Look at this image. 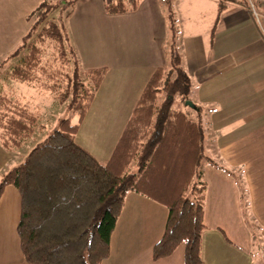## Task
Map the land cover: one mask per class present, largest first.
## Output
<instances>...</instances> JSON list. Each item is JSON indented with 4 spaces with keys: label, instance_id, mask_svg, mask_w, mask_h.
<instances>
[{
    "label": "crops",
    "instance_id": "0c3cea01",
    "mask_svg": "<svg viewBox=\"0 0 264 264\" xmlns=\"http://www.w3.org/2000/svg\"><path fill=\"white\" fill-rule=\"evenodd\" d=\"M42 1L0 0V67L18 57L21 62V56L2 61L19 45L29 27L27 15ZM104 1L70 4L65 23L82 68L107 67L76 137L90 118L93 131L105 130L104 140L115 145L153 70L166 64L168 6L161 0H139L134 11L107 13ZM218 1L172 0L194 83L191 117L201 118L204 127L207 189L201 257L204 264H264V38L247 7L226 1L219 15ZM256 8L264 15L260 0ZM14 151L0 144V176L13 164ZM20 208L17 189L5 187L0 264H29L17 232ZM166 218L164 205L129 191L111 234L109 256L101 264H182L183 249L157 261L151 258Z\"/></svg>",
    "mask_w": 264,
    "mask_h": 264
},
{
    "label": "trees",
    "instance_id": "16d2710c",
    "mask_svg": "<svg viewBox=\"0 0 264 264\" xmlns=\"http://www.w3.org/2000/svg\"><path fill=\"white\" fill-rule=\"evenodd\" d=\"M61 1L43 0L27 15L26 33L2 61L21 56L9 71L10 78L52 93L67 111L55 129L0 178V197L7 186L16 188L20 196L17 232L24 260L101 264L109 256L125 196L133 191L167 209L162 235L151 249L152 260L167 258L182 247V264H204V127L201 118L191 117V109L196 108L191 98L194 83L185 66L172 0L164 1L168 6L166 64L153 70L104 162L80 145L76 134L107 67L82 68L65 27L48 19ZM226 1L244 5L252 14L251 1L219 0V15ZM138 3L107 0L104 9L125 13L136 10ZM49 48L50 60L45 61ZM176 102L181 106L175 107ZM38 121V114L26 104L0 93L4 149L20 147L37 126L42 127ZM244 206L246 211V202ZM246 221L255 232L256 226Z\"/></svg>",
    "mask_w": 264,
    "mask_h": 264
},
{
    "label": "rangeland",
    "instance_id": "374dc122",
    "mask_svg": "<svg viewBox=\"0 0 264 264\" xmlns=\"http://www.w3.org/2000/svg\"><path fill=\"white\" fill-rule=\"evenodd\" d=\"M107 1V0H105ZM104 1V2H105ZM110 1V0H108ZM251 1L254 8L256 9L257 0H248ZM261 5L264 8V0H260ZM256 5V6H255ZM70 4H65L64 1H61V5L55 9H53L49 13V20L57 22L61 26L63 25L67 30L69 37L73 40L72 34H70L69 28L66 25L67 16L70 13ZM262 15V13H260ZM264 17V15H262ZM50 53L51 49H48V53L46 54L44 60H50ZM20 57L12 59L11 61L6 62L3 67H0V71L3 70L2 75L0 76V93H3L7 96L12 98H18L20 101L23 102V97H25V101H27V105L29 109L36 112L39 116L38 124L42 125V127L37 126L32 134V136L26 139L23 144L16 148L14 151V158L12 160V165L4 169L1 176L10 170L12 167L21 163L27 154L31 151L33 147H35L38 143L43 141L56 127L57 121L61 117H65L67 115V111L63 105H61L57 100L54 99L52 93L45 92L36 86L32 85L33 87H29L27 83L18 82L16 80H12L10 78H5L6 73L11 69L12 65L19 61ZM20 62V61H19ZM4 79H8V83L4 82ZM31 95V100L28 102V96ZM192 95V93H191ZM178 102L175 103V107L178 108ZM91 119H86V122L82 125L81 131L79 135L76 137V141L81 145H85L87 150H89L96 158L104 162L109 153L112 151V147L114 145L113 141L109 139L106 142L105 137V130L103 132L96 131L94 132L93 126L89 123ZM106 153V154H104ZM0 176V178H1ZM177 254L182 252V247L177 249Z\"/></svg>",
    "mask_w": 264,
    "mask_h": 264
},
{
    "label": "built area",
    "instance_id": "2783aa9c",
    "mask_svg": "<svg viewBox=\"0 0 264 264\" xmlns=\"http://www.w3.org/2000/svg\"><path fill=\"white\" fill-rule=\"evenodd\" d=\"M161 1L164 2L165 0H161ZM252 14H253L256 24L259 27L262 37L264 38V20H263L262 15L254 8L253 4H252Z\"/></svg>",
    "mask_w": 264,
    "mask_h": 264
},
{
    "label": "water",
    "instance_id": "95a60500",
    "mask_svg": "<svg viewBox=\"0 0 264 264\" xmlns=\"http://www.w3.org/2000/svg\"><path fill=\"white\" fill-rule=\"evenodd\" d=\"M191 104V102H189Z\"/></svg>",
    "mask_w": 264,
    "mask_h": 264
}]
</instances>
